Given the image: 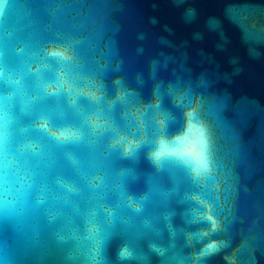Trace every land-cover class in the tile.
Returning <instances> with one entry per match:
<instances>
[{
    "label": "clouds",
    "instance_id": "1",
    "mask_svg": "<svg viewBox=\"0 0 264 264\" xmlns=\"http://www.w3.org/2000/svg\"><path fill=\"white\" fill-rule=\"evenodd\" d=\"M6 8L0 0V16ZM216 145L204 98L179 82L157 80L144 99L114 77L109 91L81 70L71 41L20 42L0 57V225L21 232L40 213L72 242L69 261L203 264L219 252L211 204L182 189L218 188Z\"/></svg>",
    "mask_w": 264,
    "mask_h": 264
},
{
    "label": "water",
    "instance_id": "2",
    "mask_svg": "<svg viewBox=\"0 0 264 264\" xmlns=\"http://www.w3.org/2000/svg\"><path fill=\"white\" fill-rule=\"evenodd\" d=\"M64 41L73 43L81 70L109 91L120 77L144 99L157 80L204 98L217 125L218 188L185 182L182 189L211 204L220 230L210 238L226 246L203 264H264V0H7L0 57L20 42L37 48ZM184 207L177 205V213ZM54 232L40 213L21 232L0 225V258L80 264L67 259L72 242L57 241ZM117 243L108 247L111 260ZM176 251L191 250L178 244ZM149 264L160 261L151 256Z\"/></svg>",
    "mask_w": 264,
    "mask_h": 264
}]
</instances>
